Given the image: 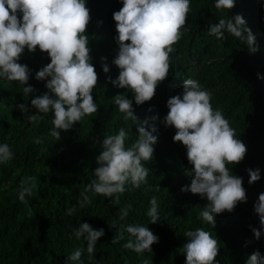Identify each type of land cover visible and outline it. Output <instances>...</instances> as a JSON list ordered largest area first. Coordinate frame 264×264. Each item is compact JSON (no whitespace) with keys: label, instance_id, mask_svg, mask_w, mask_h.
I'll return each instance as SVG.
<instances>
[{"label":"trees","instance_id":"1","mask_svg":"<svg viewBox=\"0 0 264 264\" xmlns=\"http://www.w3.org/2000/svg\"><path fill=\"white\" fill-rule=\"evenodd\" d=\"M215 2L190 0L181 38L170 53L169 74L157 86L154 97L138 106L130 90L111 83L119 74L112 63L118 52L112 14L121 9L122 0H85L91 17L85 35L89 38L90 62L98 74L91 94L98 111L71 129L60 131L59 140L49 134L52 113H39L31 106L33 98L48 91L46 80L35 79L36 72L50 63L48 54L38 47L34 52L24 49L18 63L30 70L26 85L0 78V145H9L13 153L11 160L0 163V264H143L145 259L149 264H185V233L197 228L211 232L220 242L215 264H246L253 252L264 255V232L259 239L252 232L253 228L260 229L254 204L264 192V79L258 78V74L264 76V0H235L230 10L216 9ZM236 15L242 16L244 27L256 37L257 52L250 53L246 42L230 33L225 32L224 39L209 34L210 25ZM103 64L109 67L107 73ZM189 78L211 93L213 109L222 112L236 138L247 147L240 163L227 165L233 175L242 178L247 201L238 203L232 212L216 215L214 225L200 216L206 198L181 191L190 187L192 166L186 148L173 142L175 128L162 122L168 113L167 100L182 95L183 81ZM29 85L34 91L25 96L23 87ZM118 94L132 101L136 123L126 120L118 110L114 103ZM21 103L28 113L17 108ZM30 114L40 119L32 123L27 119ZM153 116L155 121L150 119ZM145 119L157 128L152 159L145 162L147 183L139 187L127 183L126 190L116 194L118 203H112L116 197L88 191L91 203L81 208L78 201L95 179L96 157L103 150V140L123 128L126 146H131L138 137L139 122ZM248 169L260 170L257 182L248 183ZM28 177L36 178V188L31 196L26 195L25 203L19 200V192L21 181ZM153 197L158 205L156 223H150L147 215ZM128 205V215L121 220L120 211ZM69 208L76 209L73 215L67 214ZM113 221L116 227H112ZM80 223L104 230L92 259L86 250L87 241L73 235ZM122 225L146 226L158 242L151 246V252L136 253L124 248L130 238L124 232L123 239L112 243ZM77 248L82 249L80 261H68Z\"/></svg>","mask_w":264,"mask_h":264},{"label":"clouds","instance_id":"2","mask_svg":"<svg viewBox=\"0 0 264 264\" xmlns=\"http://www.w3.org/2000/svg\"><path fill=\"white\" fill-rule=\"evenodd\" d=\"M235 0H216L215 8L230 10ZM190 12V0H122V7L112 14L116 22L115 37L118 52L112 63L119 69L118 76L111 80L113 86L128 89L133 93L136 105L150 101L157 86L163 82L170 70L172 47L182 35ZM90 10L85 0H0V78L9 82L18 81L26 85L30 70L18 63L24 49L34 52L37 47L46 52L50 63L35 74L36 80H46L48 90L31 100V106L39 113H52L53 128L49 133L56 140L60 131L71 129L85 116L98 111L92 92L98 83V74L91 64L89 38L85 35L90 22ZM99 23V22H98ZM245 20L240 15L220 19L209 26V34L224 39L225 32L245 41L250 53L258 51L256 37L244 27ZM244 33H247L245 36ZM127 42V43H126ZM105 58H102V60ZM107 73L109 67L102 65ZM259 79L264 76L258 74ZM32 86L23 87V94L29 96ZM211 93L202 89L197 80L183 81L182 95L167 100L168 113L163 118L165 127H174L173 142L186 148L188 163L192 166L188 175L192 177L190 191L206 198L207 204L200 213L201 218L214 225V217L225 211L232 212L238 203L247 201L242 178L233 175L227 165L240 163L246 153V145L236 138L235 130L220 110L211 105ZM114 103L126 120L137 122L132 101L122 94L114 96ZM22 113H28L25 104L17 105ZM27 119L35 123L40 117L30 114ZM155 121L157 117L150 118ZM59 130V131H58ZM157 128L149 120L139 122L138 137L131 146H126L127 133L122 128L115 135H108L102 142L103 150L96 157L98 167L94 170L95 179L87 186L78 204L83 208L91 200L88 191L104 197H116L123 193L125 185L131 183L139 187L147 183L149 169L145 162L152 159L153 145L157 143L154 135ZM40 143L38 139L36 141ZM13 153L7 144L0 145V163L11 160ZM249 184L260 179L259 169H248ZM19 200L27 203L26 195L31 196L36 188V178L28 177L21 181ZM116 197L112 203H118ZM147 215L150 223L159 220L156 197L151 198ZM131 205L121 209L120 219L128 215ZM75 208L67 210L68 215ZM254 212L259 218L260 229L252 232L259 239L264 232V192L260 193L254 204ZM112 227H116L113 221ZM122 231L112 243L130 236L123 246L136 253L151 252V246L158 237L146 226H121ZM73 235L87 241L89 259L93 258L97 241L104 230L94 229L88 223H80ZM188 238L182 246L185 264H215L220 242L211 232L203 228L185 233ZM134 238V240L132 239ZM82 249L77 248L67 257L68 261H80ZM143 264H149L145 259ZM246 264H264V255L253 252Z\"/></svg>","mask_w":264,"mask_h":264}]
</instances>
